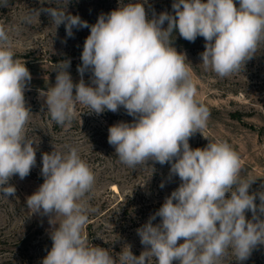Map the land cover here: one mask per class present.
I'll return each instance as SVG.
<instances>
[{"label": "clouds", "instance_id": "obj_1", "mask_svg": "<svg viewBox=\"0 0 264 264\" xmlns=\"http://www.w3.org/2000/svg\"><path fill=\"white\" fill-rule=\"evenodd\" d=\"M8 6L9 0H0V7ZM66 8H41L21 18L30 24L45 12L56 28L65 26L69 37L73 28L90 27L78 66L80 81L73 82L70 61H62L54 86L43 94L51 120L70 125L76 104L96 114L122 106L134 119L108 129L118 160L133 169L149 160L170 163V173L181 183L137 229L144 251L136 256L125 245L114 257L84 234L90 211L86 196L95 174L77 147H54L42 155L44 182L26 199L31 213L49 216L53 225L61 218L42 264H222L229 250L237 261L248 259L264 244V192L249 193L257 178L241 176L240 156L227 142L190 146L193 134L206 127L209 110L196 99L186 56L172 46V37L176 30L189 42L203 37L204 69L228 77L264 43V0H239L238 7L234 0H174V15L163 12L151 19L143 3H129L100 15L91 26ZM13 34H19L17 27L0 24V193L7 197L16 192L10 179H24L36 165V142L25 131L31 111L24 93L31 74L15 56ZM87 70L94 86L82 78ZM157 217L160 223L154 225Z\"/></svg>", "mask_w": 264, "mask_h": 264}, {"label": "rangeland", "instance_id": "obj_2", "mask_svg": "<svg viewBox=\"0 0 264 264\" xmlns=\"http://www.w3.org/2000/svg\"><path fill=\"white\" fill-rule=\"evenodd\" d=\"M136 2L143 3L150 19L163 12L174 15V0H9L8 7H0V24L19 29V34L12 37L15 56L25 62L31 74L24 93L26 107L31 111L25 131L36 142V165L30 174L24 179L18 175L10 179L9 184L16 188L14 196L0 193V264H42L51 250V231L59 226L61 218L56 217L53 225L49 216L31 213L26 199L44 182L42 155L51 153L54 147L63 151L67 150L66 145L77 147L95 174L94 187L86 196L90 211L84 234L94 246L109 249L114 257L125 245L136 256L144 251L137 229L179 187L181 181L170 173V163L161 165L149 160L133 169L118 160L115 148L108 143V129L134 119L122 106L115 113L106 110L96 114L76 104V115L70 125L60 126L51 120L43 94L54 86L55 68L62 61H70L67 70L74 83L80 81L78 66L82 64L81 54L90 27L73 28V36L69 37L65 26L56 28L45 12L35 15L30 24L21 21L29 11L67 6L68 14L78 15L91 26L100 15ZM234 2L238 7L239 0ZM163 27H167V22ZM172 39V46L186 56L185 63L197 89L196 99L209 110L206 127L202 133L193 134L190 146L195 149L204 148L209 142H227L240 156L241 176L257 178L249 193L264 192V43L240 71L221 78L201 64L203 37L189 42L176 30ZM91 77V71L87 70L82 78L86 85L94 86ZM255 202L259 205L258 195ZM245 215L252 219L250 211ZM158 223L159 217L153 221L154 225ZM222 264H264V244H258L244 261L235 260L229 250Z\"/></svg>", "mask_w": 264, "mask_h": 264}]
</instances>
